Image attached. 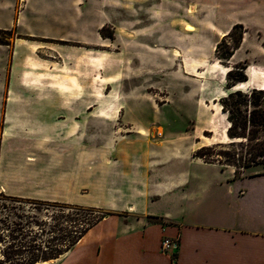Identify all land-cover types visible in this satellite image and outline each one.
I'll use <instances>...</instances> for the list:
<instances>
[{
  "label": "rangeland",
  "instance_id": "1",
  "mask_svg": "<svg viewBox=\"0 0 264 264\" xmlns=\"http://www.w3.org/2000/svg\"><path fill=\"white\" fill-rule=\"evenodd\" d=\"M239 37V48L227 60ZM230 69L229 78H247L236 88L241 93L264 87V0H0V193L48 202L64 195L53 174L59 131L36 125L53 116L21 110L5 117V96L12 90L18 104L27 101L21 94L32 90L55 101L72 87L89 94L92 170L99 182L95 176L102 171L116 172L112 159L124 147L131 156L134 149L139 152L133 141L140 137L193 156L202 147H226L228 125L219 99L230 93ZM27 121L31 129H22ZM126 130L127 142L112 148ZM207 159L230 167L218 156ZM238 171L241 176L264 168Z\"/></svg>",
  "mask_w": 264,
  "mask_h": 264
},
{
  "label": "crops",
  "instance_id": "2",
  "mask_svg": "<svg viewBox=\"0 0 264 264\" xmlns=\"http://www.w3.org/2000/svg\"><path fill=\"white\" fill-rule=\"evenodd\" d=\"M14 92L5 96V117L21 110L50 115V123L36 125L59 131L53 174L64 195L55 201L125 215L103 218L55 264H264V173L235 177L231 167L205 163L190 152L174 153L163 141L149 145L140 137L133 141L139 152L134 149L131 156L124 147L113 157L116 175L108 168L94 182L93 110L85 105L89 94L72 87L55 101L32 90L23 92L20 97L27 101L18 104ZM25 125L22 129H31L32 124ZM126 131L112 148L127 142ZM67 132L68 141L63 138ZM167 239L177 240L174 250L161 249Z\"/></svg>",
  "mask_w": 264,
  "mask_h": 264
},
{
  "label": "trees",
  "instance_id": "3",
  "mask_svg": "<svg viewBox=\"0 0 264 264\" xmlns=\"http://www.w3.org/2000/svg\"><path fill=\"white\" fill-rule=\"evenodd\" d=\"M240 41L241 37L233 41L227 60L239 48ZM230 73L231 69L226 73L230 93L219 99L221 111L226 116L229 143L226 147L221 144L202 147L194 153V157L205 163L222 165L219 160L207 159L218 156L225 161V165L233 167L235 177H239L238 170L264 168V100L260 102L264 89L252 88L249 94H243L236 88L247 82L246 76L232 79L229 78ZM239 140L245 141V144L236 142ZM236 147H244L243 152H237ZM218 148L221 150L215 152ZM0 201L7 203L5 206L0 204V264L54 261L67 253L90 228L112 215L77 205L16 198L1 193ZM36 214H40V218Z\"/></svg>",
  "mask_w": 264,
  "mask_h": 264
},
{
  "label": "built area",
  "instance_id": "4",
  "mask_svg": "<svg viewBox=\"0 0 264 264\" xmlns=\"http://www.w3.org/2000/svg\"><path fill=\"white\" fill-rule=\"evenodd\" d=\"M178 245V242L177 240H170V239H167V240H164L162 243H161V249L163 251H168V250H171V249H175Z\"/></svg>",
  "mask_w": 264,
  "mask_h": 264
},
{
  "label": "bare ground",
  "instance_id": "5",
  "mask_svg": "<svg viewBox=\"0 0 264 264\" xmlns=\"http://www.w3.org/2000/svg\"><path fill=\"white\" fill-rule=\"evenodd\" d=\"M188 30H190V29H188ZM187 30V31H188ZM178 46V45H177ZM261 89H264V87L263 88H261ZM31 159V158H30ZM29 160V159H28ZM31 161V160H30ZM49 262V261H48ZM48 262H43V263H41V264H47ZM50 262H52V261H50Z\"/></svg>",
  "mask_w": 264,
  "mask_h": 264
}]
</instances>
